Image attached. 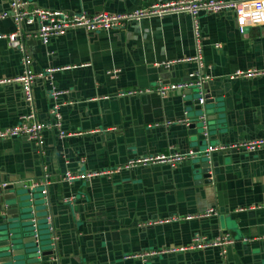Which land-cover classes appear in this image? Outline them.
<instances>
[{
  "label": "crops",
  "instance_id": "0c3cea01",
  "mask_svg": "<svg viewBox=\"0 0 264 264\" xmlns=\"http://www.w3.org/2000/svg\"><path fill=\"white\" fill-rule=\"evenodd\" d=\"M29 1L89 14L120 13L153 2ZM6 6L7 0H0V12ZM198 21L204 74L211 77L208 89L215 98L206 105L207 122L222 126L201 143L179 121L187 116L191 123L198 113L192 98L182 92L116 95L121 90L154 89L159 82L185 80L197 69L194 60H187L195 54L190 14L144 17L108 31L72 29L47 45L35 37L25 39L33 70L65 67L52 73V81L65 90L58 100L62 128L69 132L60 138L57 129H45L41 151L23 138L0 140V183L13 182L10 190L14 191V184L29 187L32 181L48 180V204L40 193L42 200L37 196L28 211L32 209L37 220L44 218L47 226L46 216L51 215L56 248L42 249L51 253L42 254L33 264H264V150L212 151L209 156L215 165L208 183L196 181L193 174L201 155L174 169L136 166L91 178L61 179L65 171L113 170L131 158L170 148L204 150L209 144L264 137V75L228 78L236 69H264V24H246L240 32L229 11L201 12ZM14 28L11 18H0V32ZM114 69H118L116 76L107 73ZM20 71L21 53L0 39V78H12ZM33 93L37 117L46 122L52 104L50 85L37 79ZM26 110L20 86L0 84V128L17 123ZM41 188L34 189L40 192ZM209 207L218 215L187 218ZM30 213L26 216L32 217ZM222 232L234 240L224 255L218 247H207L146 260L127 257L185 245L197 236L215 238Z\"/></svg>",
  "mask_w": 264,
  "mask_h": 264
},
{
  "label": "built area",
  "instance_id": "2783aa9c",
  "mask_svg": "<svg viewBox=\"0 0 264 264\" xmlns=\"http://www.w3.org/2000/svg\"><path fill=\"white\" fill-rule=\"evenodd\" d=\"M229 11L237 20L238 29L240 32L244 31L246 24H264V0H153V2L143 8H137L130 11L113 13L102 11L95 14H89L85 11L70 13L62 9H53L32 3L29 0H7L6 9L0 12V18L9 17L13 20L15 28L11 32H0V39H6L7 42L21 53V71L18 75L12 78H0V84L15 83L20 86L23 99L27 105L26 112L19 116V121L12 126L0 128V140L9 138H23L33 142L38 150L44 144L43 131L45 129H57L60 138L69 135V132L62 128V117L60 113L59 96L65 90L58 89L52 78V73L65 67H46L42 70L35 71L32 68V59L28 54L25 45V39L30 37L38 38L42 44L47 45L51 39L65 34L72 29L81 28L87 32L108 31L113 28H120L132 20H139L144 17L161 16L166 13L186 12L192 16L193 33L195 40V54L187 60H194L197 64V69L190 74L188 78L180 81L159 82L154 89H128L121 90L116 93L117 96H130L134 94H141L154 90L161 96L169 92L185 90L191 87L199 88V102L204 103V90L202 84L210 79V75L204 74L206 64L203 61V38L200 31L198 15L201 12H221ZM33 26L32 29L26 27ZM216 47L219 44H215ZM168 65L169 62H164ZM118 69L108 70L107 73L116 76ZM264 75V69H236L228 74L229 79L236 78H252L255 76ZM197 77V79H194ZM42 79L50 85L49 96L52 104L49 108V119L44 122L38 119L34 103L33 84L35 80ZM184 123H188V118H183ZM172 123L171 121L167 122ZM242 150L246 152H256L264 150V137L257 139H241L230 143H218L215 145L209 144L204 150H187L177 151L168 149L166 152L151 153L141 157L131 158L122 165L117 166L113 170H102L88 173L74 174L71 171H65L61 179L70 181L75 178H91L94 176L117 172L121 169H130L136 166H155L166 165L172 169L176 168L180 163L190 160L198 155H209L212 151H230ZM13 182H2L0 187H6ZM48 180L46 177L41 181H32L29 185L30 194L32 190L41 185V195L46 199L48 204ZM26 187V185H25ZM218 215L215 208L209 207L203 212L192 217H210ZM48 222V229L51 232L50 245L54 250L56 248V236L52 225V218L50 214L46 216ZM33 225L36 227L35 237L39 246L38 225L35 216L31 218ZM234 242L233 238L228 232H222L215 238H208L206 236H197L185 245L159 247L156 249L146 250L139 254L129 255L127 257H139L146 260L150 257L157 256L163 253L180 252L184 250L202 249L207 247L220 248V254L224 255L226 246ZM41 255V251H38Z\"/></svg>",
  "mask_w": 264,
  "mask_h": 264
},
{
  "label": "water",
  "instance_id": "95a60500",
  "mask_svg": "<svg viewBox=\"0 0 264 264\" xmlns=\"http://www.w3.org/2000/svg\"><path fill=\"white\" fill-rule=\"evenodd\" d=\"M194 79H197V77ZM202 88L205 91L203 105H200L201 103L199 102L200 94L198 87H191L179 91L187 95L188 99L192 98L191 103L195 105V109L198 112L196 113L197 119L191 123L188 122L186 126L193 130L191 137H195L199 143L207 137L212 138L220 131L219 129L222 128L221 125L216 126L212 122L208 124L207 121L210 119L207 118L205 113V110L208 109L206 105L214 103L215 98L211 95L207 82L202 84ZM214 119L215 118H213V120ZM213 165H215V162L211 156L201 155L193 170L196 181L204 183L211 182ZM12 185L13 184H9L6 187H0V214L2 215L0 218V264H33L42 257V254H50L51 251L48 250L43 252L36 242V227L34 225L33 228L30 227V223L33 224L31 218L35 215L34 211H32V209L28 211V208L32 207L35 203L34 196L30 194V190L25 187V184H14L16 186V190L14 191L10 190ZM28 212H33L32 217L26 216ZM34 245L37 246V249L33 248ZM39 250L41 251V255L38 253Z\"/></svg>",
  "mask_w": 264,
  "mask_h": 264
},
{
  "label": "rangeland",
  "instance_id": "374dc122",
  "mask_svg": "<svg viewBox=\"0 0 264 264\" xmlns=\"http://www.w3.org/2000/svg\"><path fill=\"white\" fill-rule=\"evenodd\" d=\"M33 192V191H32ZM34 198L36 199L37 196L38 198L36 200H39L41 201L42 198H41V195H40V192L37 191L36 189H34ZM38 216V215H37ZM43 219H38V233H39V238H40V245L39 247L43 250H46V248H48L50 246V233H49V229H48V226L46 224L45 221H43ZM30 227L33 228V224L30 223ZM34 249H37V246L34 245L33 247Z\"/></svg>",
  "mask_w": 264,
  "mask_h": 264
}]
</instances>
